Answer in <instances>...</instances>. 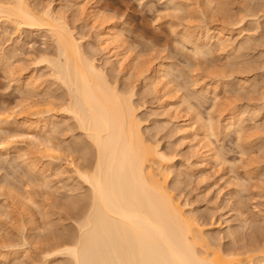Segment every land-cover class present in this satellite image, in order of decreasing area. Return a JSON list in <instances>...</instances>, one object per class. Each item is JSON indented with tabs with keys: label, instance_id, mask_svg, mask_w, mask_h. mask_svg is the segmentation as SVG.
Here are the masks:
<instances>
[{
	"label": "rangeland",
	"instance_id": "1",
	"mask_svg": "<svg viewBox=\"0 0 264 264\" xmlns=\"http://www.w3.org/2000/svg\"><path fill=\"white\" fill-rule=\"evenodd\" d=\"M69 1L28 0L31 6L39 9L52 3L56 12L67 15L76 37H81L82 48L96 59L98 66L102 65L109 80L112 79L110 82L117 84L122 92L133 91L132 100L139 110L137 115L142 122L144 138L159 146L171 159L168 169L172 175L167 182L168 190L183 205L186 214L195 215L194 218L201 222L209 243L212 240L213 247L221 248L225 253L241 255L238 258H247L251 256L249 254L262 255L264 0H211L212 8H208L204 0H169L171 3L168 0H80L81 5L84 3L97 7L102 17L121 33L125 46L131 50V58L137 61H134L137 65L134 64L129 70H122L117 63H106L108 57L99 43L97 24L77 10V5H73L75 2L70 1L71 4ZM176 3L188 9L184 8V12L175 11L173 4ZM239 18H243L242 26H236ZM2 19L0 17V115H10L8 118L18 120V124L0 129V264H72L65 255H53L50 258V254L61 243H66L64 240L76 237L78 215L89 202V186L83 184V180L73 172L70 163L76 161L75 164L79 163L77 165L81 167L94 163L95 150L75 123L76 120L59 108L66 102V89L54 80L50 67L38 62L43 54L56 56L52 37L43 30H17ZM203 27L224 29L225 33L229 31V42H233L234 46L231 44L226 51L212 46L215 48L211 47L207 57L194 56L193 47L183 41V36L186 32L192 34L194 31V38L201 37ZM159 63L169 64V72L172 70L170 74L173 77L169 75L168 79L172 82L170 86L177 91L172 102L178 101L180 112L166 108L171 99L163 91L159 92L156 85H148V76ZM31 75L33 78L40 76L37 79L41 83V87L32 90V93L26 89V82ZM215 87L218 88L216 102L212 89ZM46 102L53 107H47ZM41 105L46 106V109L51 108L42 116L45 119L53 117L56 123L53 126L57 125L59 129L51 135L54 145L59 149L58 158H61L59 161L56 157L54 166L49 165L52 163L50 158L44 159L47 155L42 152L43 147L31 144L23 125L27 113H31V121L43 118L34 116L40 107L42 112L45 111ZM187 107L193 108L187 110ZM192 110L204 120H208L209 116L214 118V137L211 135L209 140L225 165L214 160L201 162L196 154L199 145L194 136L197 124L193 127L192 135L183 139L177 124L187 120L191 123V119L193 122L195 114ZM236 112L240 114L239 125L243 127V134L239 136L235 132L229 134L224 129L226 120L231 115H237L234 114ZM80 145L86 146L87 150L82 151ZM9 146L12 149L8 152L2 149ZM15 146L20 149L29 147L30 154L22 158L21 153L13 151ZM242 151H246L244 155ZM32 164L38 165L34 167L36 170ZM57 167L59 170L55 169ZM16 195L21 196L22 200ZM29 196H32L35 204L27 202ZM32 220L35 221L34 227L31 225Z\"/></svg>",
	"mask_w": 264,
	"mask_h": 264
},
{
	"label": "bare ground",
	"instance_id": "2",
	"mask_svg": "<svg viewBox=\"0 0 264 264\" xmlns=\"http://www.w3.org/2000/svg\"><path fill=\"white\" fill-rule=\"evenodd\" d=\"M70 1L75 2L73 5H77L79 8L77 10L85 13L91 18L90 20L97 24L98 32L96 34L100 40L101 47H103L108 57L106 63H117L122 70L131 69V66L135 64L134 61L136 60L134 57L131 58L129 54L131 50L125 46L120 35L121 33L116 30V27L114 28L108 20L102 17L99 10L96 9L97 7L95 8L94 6L93 8V6L85 5L84 3L81 5L80 2L82 0H79V3L78 0ZM210 1L204 0L207 7H211L210 4L213 2L211 1L210 3ZM70 3L72 4V2ZM173 5L175 6V11L182 12L184 8H187V6L183 7L181 4L177 5V3ZM36 7L31 6L28 0H0V17H3L6 22L13 25L17 30H43L52 37L51 39L56 45V56L51 55L52 57H49L43 54L38 62L50 67L54 80L62 84L66 89V102L64 106L59 108L66 115H70L76 120L75 123L77 122L78 127L86 134L96 155L94 163H90L86 167L78 166L77 164L79 163L75 164L76 161L75 163H70L73 166V172L83 180V184L89 186V202L82 208L78 215V234L76 237L70 240H64L66 243H61L55 250L53 249L50 258L53 255H65L70 258L72 264H264V253L262 255L258 254V256L249 254L251 256L247 258H238L237 256L241 255H232L231 253L223 252L221 248L213 247L212 240L209 243L208 237L205 236L203 225L194 218L195 215L192 216L194 212L191 213L192 215L186 214L183 205L168 190L167 182L170 175H172L170 174L171 171H169L171 159L159 149V146L153 145L152 142L144 138L142 122L138 119L139 115H137L138 107L135 106L136 104L132 100L134 99L133 91L122 92L117 87V84L110 82L112 79L109 80L103 67H101L102 65L98 66L96 59L89 56L82 48V42L79 40L81 37H76L74 30L69 25L67 15L61 11L56 12L52 3H49L45 7L43 6L41 9ZM74 7L77 8L76 6ZM70 8L69 6L68 9ZM242 22L243 18L239 20L236 26L241 25ZM201 30L203 32L200 31L201 37H198L199 39L196 36V38L192 36V34L194 35V31L191 32L192 34L186 32L187 34L185 33L183 36L185 39L183 41H186V43L193 47L194 56L198 55L203 57L205 55L207 57L210 55L212 46H217L221 51H226L231 47V44L233 45V42H229L231 37V35L228 37L227 33H230L229 31L225 33L226 31L224 29H213L209 27H203ZM20 34L19 36H21ZM151 64L153 65V62ZM171 71L169 72V64L159 63L151 71L147 81L148 85H156L159 88V92L163 91L166 97L171 99V101L167 99L169 102L165 107L172 108L177 113L180 105L178 101L172 102L177 91L175 92L176 88L173 89L170 86L172 82L168 77L171 75ZM39 77L33 78L31 75L26 82V89L30 93L34 92L32 90L41 87V83L37 79ZM243 88L245 89V87ZM212 89L216 102L218 88L215 87ZM60 99L62 98L60 97ZM182 102L187 101L183 100ZM182 102L180 101V103ZM47 104V107H49V103ZM187 105L189 106V104ZM41 106H43L45 111L42 112V107H40L41 110H39L41 112L39 110L36 111L34 116L41 117L45 115V112L51 111L49 110L51 108L46 109V106ZM192 108L187 107V110H191ZM29 114L31 115V113L26 114L23 125L28 131L30 142L37 147H43L42 152L44 151L47 155L44 159L50 158L52 163H49V165H53L56 157L58 158L57 153L59 149L54 145V138L52 139L51 135L58 132L57 130L59 129H57V125L53 126L56 124L53 121V117L45 119L42 116L43 118L41 117L42 119L39 121H31ZM234 114H237V112ZM239 115H231L226 120L224 129L229 134L230 132H235L234 134L239 136L243 132V127L239 125ZM8 116L10 115L5 117L2 114L0 115V129L4 130L6 127H13L18 124V120L11 117L8 118ZM11 116L14 117L13 115ZM192 120L191 123L187 122V120L177 124L179 126L178 129L183 134V139L186 140L192 135V130L195 129L193 127L197 124L198 126L196 128L198 129L194 130V136L199 145V148H197L198 153L196 154L199 155L198 157H200L201 162L207 163L210 160H214L221 165H225L226 163L222 161L219 153L209 140L211 135L214 137V118L209 116L208 120H204L197 113L195 114L193 122ZM25 148L20 149L15 146L13 151L18 154L21 153L22 158H25L26 155L30 154L31 150L28 151L29 147H27L28 149ZM80 148L84 152L87 150L84 145H80ZM239 148L240 150L243 149L241 147ZM263 148L264 146L261 147V149ZM2 149L8 152L12 149V146ZM77 150H79L78 147ZM245 152L242 151L241 154L244 155ZM60 159L59 161H61ZM32 166L35 169L34 167L38 165L34 166L32 164ZM55 169H58V167ZM228 171L232 172L231 170ZM16 193L14 192V195ZM15 197L22 200V197L19 195ZM24 197L26 199V196ZM31 197H28L27 202L30 203L32 201V204H35ZM68 201H70L69 198ZM71 202L76 203L72 200ZM72 206L74 207V205ZM25 214L27 215V213ZM34 222L33 220L31 221L32 227L35 226ZM3 247H6V245ZM49 264H52V262Z\"/></svg>",
	"mask_w": 264,
	"mask_h": 264
}]
</instances>
